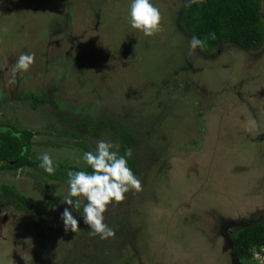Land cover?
Returning <instances> with one entry per match:
<instances>
[{"label": "rangeland", "instance_id": "374dc122", "mask_svg": "<svg viewBox=\"0 0 264 264\" xmlns=\"http://www.w3.org/2000/svg\"><path fill=\"white\" fill-rule=\"evenodd\" d=\"M71 1L75 35L95 37L84 53L95 60V50L124 51L129 64L123 67L99 59L96 64L108 67L90 69L86 77L73 68L59 82L51 77L49 84L46 78L39 84V76L33 75L43 66L36 60L28 72L17 73L14 85H7L22 53L28 50L39 60L46 57L36 42L43 37L57 39L67 2L0 0V124L31 129L36 136L31 157L41 160L47 152L54 164L84 168V150L95 152L99 140L118 144L119 155L136 169L142 191L129 192L124 202L109 205L105 223L114 230V238L90 236L80 212L70 208L75 218L79 215L80 230L62 229L37 241L41 209L52 206L56 193L63 203L68 185L58 187L27 166L0 170V209L2 202H17L12 196L2 199V186L36 205L35 213L22 207L8 211L0 224V264H28L30 259L34 264L235 263L236 255L227 239L219 236L220 230L230 220L254 214L251 223L264 221V0L259 22L263 41L257 47L223 41L195 50L189 41L198 36L184 20L187 0H151L163 17L162 31L153 37L131 28V0H93L102 8L89 12L86 0ZM190 65L195 71L188 77L207 91L203 105L192 103L174 79ZM82 66L79 62L76 69L82 71ZM217 95L216 104L212 99ZM35 97L45 102L35 103ZM123 134L133 138L127 153L122 149ZM165 134L169 136L162 139ZM202 136L205 148L199 141ZM169 148L173 155L167 159ZM165 159L174 168L167 166V177L156 178ZM46 218L52 215L46 212ZM243 227L230 226L234 241ZM89 237L100 242L94 244L96 240ZM257 249L261 248L254 247L252 253ZM240 264H264V260L251 256Z\"/></svg>", "mask_w": 264, "mask_h": 264}, {"label": "trees", "instance_id": "16d2710c", "mask_svg": "<svg viewBox=\"0 0 264 264\" xmlns=\"http://www.w3.org/2000/svg\"><path fill=\"white\" fill-rule=\"evenodd\" d=\"M184 20L187 27L194 31L198 38L206 42V47H213L223 41H229L241 48H255L263 41V31L259 26L261 20L260 0H203L202 4L194 3L187 6ZM213 35L215 36V39L212 38ZM189 73L187 70L182 71L179 76H184L185 78V75H191L193 72L189 71ZM182 87V91L186 93V96L188 95L187 98H189V96L191 97L190 100L192 103L203 105L202 100L204 96L207 95L205 85L202 86L195 84ZM184 88L187 89L184 90ZM216 97L217 98H215V100L212 99V101L217 104V99H220L218 98V95ZM39 102H45V99L35 97V103ZM191 124L192 126H197L196 123ZM11 127L13 131L7 130L0 132V169H11L12 167L22 166L34 168L40 167L41 160L31 159L29 155L31 138L34 133L30 130H18L13 126ZM197 128H195V130L198 132ZM168 136L169 134H165L162 139H166ZM203 136L199 141L201 147L205 148L206 146ZM123 137L122 149L127 153L131 148L133 138L124 134ZM188 138L189 137H187V139ZM178 141H181V139ZM183 143H186V140ZM181 146L183 147V145ZM181 151L183 150L181 149ZM183 153L184 152H181V154ZM168 155L169 157H167V159L173 155L171 148H169ZM167 159H165L164 167H159L156 178H158L160 174L161 177H167L164 172V168L167 166H169V168H171V166L174 168L171 162L168 163ZM11 160H15V164H10ZM54 167L56 168V171L52 175L46 173L42 168L45 178L50 180L58 179L68 181V171L91 172L89 167L83 168L75 165L54 164ZM132 171L134 173L136 172V169L134 168ZM2 187L3 194L6 198L12 196V198L17 201L16 205H11L12 207L17 209L21 207L30 210L35 209L36 206L30 204L25 195L18 193L15 189L8 186ZM43 187L44 186H42V188ZM45 188L49 189L47 186ZM43 191L45 192L44 189ZM35 212L36 211H34V213ZM234 245L240 259H250L254 247H264V221L245 225L235 236ZM28 264L34 263L30 259Z\"/></svg>", "mask_w": 264, "mask_h": 264}, {"label": "clouds", "instance_id": "9594fccd", "mask_svg": "<svg viewBox=\"0 0 264 264\" xmlns=\"http://www.w3.org/2000/svg\"><path fill=\"white\" fill-rule=\"evenodd\" d=\"M187 3L188 5L202 4L203 0H187ZM129 16L131 28L142 32L146 37H153L162 31V14L151 0H131ZM212 38L215 39V36L213 35ZM205 43L193 36L189 41V46L192 50L198 47L203 49ZM34 63V54L22 53L12 67L11 78L7 80L6 84L14 85L17 73L28 72ZM252 124L254 125L255 122L253 121ZM11 126L14 127L8 123H1L0 132L13 131ZM114 148L116 150H113ZM118 148V144L114 145L111 142L99 140L95 152L86 151L82 156V160L91 169V172H67L68 191L63 203L69 207L64 209L60 217L65 232L77 233L80 230L79 221L74 217L70 208L82 206L83 222L90 229V236H99L102 240L115 237L114 230L105 223L104 214L108 211L109 205H119L124 202L126 194L129 192L142 191L141 180L128 166V160L119 155ZM40 159V167L49 175L54 174L56 168L51 155L45 152ZM13 161L11 160L10 164H13ZM77 162L79 163V158ZM262 248L264 247L254 252H259ZM254 252L252 253L253 257L255 256Z\"/></svg>", "mask_w": 264, "mask_h": 264}, {"label": "flooded vegetation", "instance_id": "af4514ba", "mask_svg": "<svg viewBox=\"0 0 264 264\" xmlns=\"http://www.w3.org/2000/svg\"><path fill=\"white\" fill-rule=\"evenodd\" d=\"M54 1L55 0H52V2H54ZM65 1L67 3L65 6V9L61 12V19H60L61 22L57 25V28H59V32H60V33L58 32L57 39L55 40V39H51L50 37L49 38L43 37V40L41 42L40 41L36 42L37 44L39 43L40 50L44 49V51L46 53L45 54L46 57L43 58L41 56V60H39L37 57H35V61L36 60L40 61L39 65L43 66V70L38 71V69H37V73L33 75V77L39 76L40 79L37 80V83L43 84V82L45 81V78H46V80H47L46 83L49 84L51 77L58 78L57 82H59V80L61 78H63L65 73L66 72L69 73V71H73L72 70L73 68L75 71H78L77 73L79 75L83 74V77H86L87 72L90 69H96L99 67L100 68L108 67L107 63L96 64V60L98 61L99 59H103L106 61L110 60L111 62H114L115 65L121 64L123 67H127V65L129 63L127 61H124V59L126 58V55H124V51H119V52L113 51V52H111L108 50L104 54L100 50L99 51L95 50V60L92 59L91 57H88L86 55V53H84V51L82 49L85 46H87V44L89 43V41L92 38H95V37H93L94 35L89 37V36H87V34L86 35L80 34L79 36L75 35V33L73 31V29H74V27H73L74 15H72V4H70L73 1H71V0H65ZM92 1L93 0H86L88 5L84 3L85 4L84 5L85 11L88 10V12H89L94 7H96V8L98 7L99 11H100L102 7L98 6V5L96 6L94 4V2H92ZM59 9H61V8H58V11H59ZM97 27H98V25H97ZM84 29L88 30L89 28L85 26ZM88 31H90V30H88ZM82 33H84V31H82ZM98 46H97V50H98ZM26 53H28V50L26 51ZM6 54L8 57L10 56L11 60L14 59L13 52L10 49H8ZM129 56L131 57L132 55H129ZM87 58H91V59H87ZM79 62L83 63L82 71L76 69ZM186 70L189 73V71H195V68L193 65H190V69H186ZM54 71L56 73H58V75H55L53 73ZM47 74L49 75V77L45 76ZM27 77L29 78V75H27L26 78ZM174 79H176L175 81H178L180 83V85H182V86L195 85V83H196L195 80L190 79L188 77V75H185V78H184V76L180 77L179 73H177L174 76ZM57 84L59 85V83H57ZM10 97L11 96H9V95L7 96L8 99ZM30 150H31V148H30ZM29 155H30L31 159H36V158L31 157V152L29 153ZM13 164H15V160L13 161ZM22 167H25V166H22ZM27 167H29V166H27ZM18 168H21V167H18ZM29 168L32 170H36L39 173H42L44 175L41 167H38V168L29 167ZM39 168H41V169H39ZM4 170H8V169H4ZM54 180L60 181V182H67L66 180H58V179H54ZM55 195H56L55 198H52V201H53L52 206L51 207L47 206L45 208L46 209L45 211L41 209V213H42L41 223H39L35 227V233L37 232L36 235L39 237L37 239V241H41V238L46 239L48 237H51L52 235H54V233L56 234V231L64 229L63 222L60 219V217H61L62 211H63V209H65V207H64V205H62L59 202L60 201L59 194L56 193ZM1 197L3 200L4 199L9 200V198L8 197L6 198L4 196V194H2ZM12 204L16 205V202H14V203L11 201L2 202L3 206L0 209V224H2L3 220H5L10 215L8 211H10V212L18 211L19 208L17 209L15 207H12L11 206ZM37 208H38V206H37ZM73 208L80 212L81 218H82V214H83L82 213L83 212L82 206L80 207V209L76 208V207H73ZM260 211H262V210L260 209ZM260 211H259V213H261ZM46 212L49 213V215H52L51 219L46 218ZM263 212H264V208H263ZM254 218H255V214L252 215L251 217H249V219L237 218V219H234L232 221L230 220L229 223H225V228L223 230H220L221 232L218 233L219 236L227 239V241L229 242V247L231 248V252L235 253V255H236V259H234L235 263H233V264H240L241 259L238 257L237 251L235 250L234 240L230 237L231 234H229V232H233V230L230 229V226L231 225L235 226L238 224H242L245 226V225L250 224L251 222H254ZM76 219L79 220V215H77ZM81 223L84 224L83 221H81ZM85 227L89 230L88 226H85ZM68 232L70 233L71 231H68ZM89 239L96 240L94 242V244H97V242H100L98 239H94V238H90V237H89ZM92 243L93 242L90 241V244H89V240H88V243H86V244L87 245L89 244V246L91 247ZM233 247H234V249H233ZM74 260H78V259H74Z\"/></svg>", "mask_w": 264, "mask_h": 264}, {"label": "crops", "instance_id": "0c3cea01", "mask_svg": "<svg viewBox=\"0 0 264 264\" xmlns=\"http://www.w3.org/2000/svg\"><path fill=\"white\" fill-rule=\"evenodd\" d=\"M14 98H15V97H14ZM27 130L32 131L31 129H27ZM32 132H33V131H32ZM35 137H36V136L33 135V137L31 138V150H30V152H33V150H32V146H33V142H34V140H35ZM74 149H75V148H74ZM79 150H80V152L82 153V150H81V149H79ZM84 152H86V151L84 150ZM73 165H75V164H73ZM75 166H76V165H75ZM78 167H79V166H78ZM51 181L54 182V183H56V184L58 185V187H60V184H61V183L68 185L67 182L55 181V180H52V179H51ZM32 185H35V181L32 182ZM59 202L61 203V201H59ZM35 203H38V204L40 205V202H38V201H35ZM61 204L63 205V203H61ZM63 211H64V209H63ZM63 211H62V212H63Z\"/></svg>", "mask_w": 264, "mask_h": 264}, {"label": "built area", "instance_id": "2783aa9c", "mask_svg": "<svg viewBox=\"0 0 264 264\" xmlns=\"http://www.w3.org/2000/svg\"><path fill=\"white\" fill-rule=\"evenodd\" d=\"M264 248H262L261 252H254L255 257H258L260 259L264 260V254H263Z\"/></svg>", "mask_w": 264, "mask_h": 264}]
</instances>
